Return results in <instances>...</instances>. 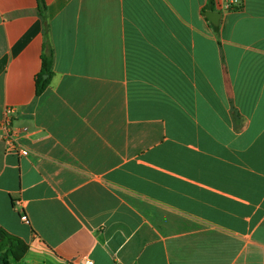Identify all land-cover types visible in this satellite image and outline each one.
I'll list each match as a JSON object with an SVG mask.
<instances>
[{"label":"crops","instance_id":"1","mask_svg":"<svg viewBox=\"0 0 264 264\" xmlns=\"http://www.w3.org/2000/svg\"><path fill=\"white\" fill-rule=\"evenodd\" d=\"M45 2L0 0L20 264H264V0Z\"/></svg>","mask_w":264,"mask_h":264},{"label":"trees","instance_id":"2","mask_svg":"<svg viewBox=\"0 0 264 264\" xmlns=\"http://www.w3.org/2000/svg\"><path fill=\"white\" fill-rule=\"evenodd\" d=\"M39 12L42 17L46 18L47 6L45 0H37ZM52 57L44 60L43 73L38 78V93H42L49 86L52 72ZM45 75L48 76L45 79ZM28 252L27 245L20 239L8 234L0 229V264H20Z\"/></svg>","mask_w":264,"mask_h":264},{"label":"built area","instance_id":"3","mask_svg":"<svg viewBox=\"0 0 264 264\" xmlns=\"http://www.w3.org/2000/svg\"><path fill=\"white\" fill-rule=\"evenodd\" d=\"M12 110H8L5 114L3 123L0 126V140L5 141L8 147V151L20 153L23 152L22 143L18 137V134L12 129ZM27 132V129H24ZM22 219L26 221V217L23 216ZM84 264H94L92 260L87 259Z\"/></svg>","mask_w":264,"mask_h":264},{"label":"water","instance_id":"4","mask_svg":"<svg viewBox=\"0 0 264 264\" xmlns=\"http://www.w3.org/2000/svg\"><path fill=\"white\" fill-rule=\"evenodd\" d=\"M207 17L214 23V24H218L219 23V19L221 17L220 13H216V12H209L207 13Z\"/></svg>","mask_w":264,"mask_h":264}]
</instances>
